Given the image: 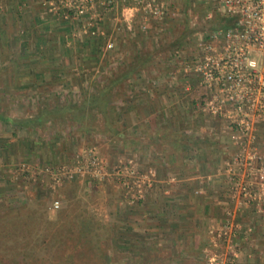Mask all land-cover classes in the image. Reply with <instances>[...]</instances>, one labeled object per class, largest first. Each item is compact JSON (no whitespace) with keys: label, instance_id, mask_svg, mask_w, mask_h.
I'll return each mask as SVG.
<instances>
[{"label":"rangeland","instance_id":"obj_1","mask_svg":"<svg viewBox=\"0 0 264 264\" xmlns=\"http://www.w3.org/2000/svg\"><path fill=\"white\" fill-rule=\"evenodd\" d=\"M82 4L83 0H0V114L5 116L0 120V204L16 198L13 206L23 210V218L36 219L33 234L37 240L44 239L48 228L60 237V224L50 222H61V213L68 214L63 222L75 221L79 209L75 206H83L99 224L114 227V243L106 246V264L219 260L215 251L195 250L203 237L197 232L218 223L219 232L211 235L212 240L228 245L230 240L220 236L227 223L239 226L237 234L246 236L257 225L264 227L255 208L235 197L225 175L226 163L237 153L228 124L213 119L197 104L205 96L197 81L191 79V91H186L187 81L172 57L177 51H196L220 18L214 15V20H207L210 10L202 0H167L170 15L163 23L150 15L133 18L131 12L109 5L106 10L97 9L96 14L103 16L101 23L91 19L94 14L78 15L75 9ZM136 66L128 82L110 93L118 108L113 128L121 136L116 139H109L111 132L104 128L85 131L75 116L55 111L69 107L79 111L92 94L108 87L110 78ZM39 117L45 121L42 126L35 123L23 129L10 121ZM95 120L102 124L94 114H88L84 122ZM165 128L183 134L176 139L172 132L167 142L153 135L160 136ZM161 143L174 163L185 159L184 169L206 165L209 154L225 157L216 172L220 179L211 175L200 181L193 203L189 196L183 198L176 180L182 171L167 175L169 169L161 166V156L156 155ZM258 143L264 152V136H259ZM2 148L6 153H1ZM94 157L102 168L92 166ZM119 170L125 176L133 171L136 177H152L153 187L145 191L142 201L128 202L125 182L116 177ZM215 191L217 197L210 198L208 193ZM220 192L228 194L225 202L218 198ZM217 200L225 219L213 224L210 201ZM192 207L200 208L202 215L197 219L190 218ZM75 223L70 228L78 232L81 221ZM177 228H183V233H176ZM42 250L38 247L39 257L44 256ZM52 250L49 260L55 253ZM145 258L149 260L143 262Z\"/></svg>","mask_w":264,"mask_h":264},{"label":"built area","instance_id":"obj_2","mask_svg":"<svg viewBox=\"0 0 264 264\" xmlns=\"http://www.w3.org/2000/svg\"><path fill=\"white\" fill-rule=\"evenodd\" d=\"M202 2L210 10L207 20H214L215 15L220 18L219 24L196 51L175 52L172 63L178 66L186 79V91H191V79L204 89L205 96L197 103L204 112L228 124L236 140L237 153L226 163L225 175L235 197L246 207L255 208L264 227V152L258 143L259 136H264V0ZM108 5L114 9L119 6L124 13L131 12L133 18L139 14L150 15L162 23L170 15L167 0H83L75 12L78 15L94 14L96 16L91 19L103 23V16L96 12L98 8L106 10ZM109 48L112 49L113 45ZM92 166L96 169L103 167L96 157ZM116 177L125 182L128 202L132 204L142 201L145 191L154 183L151 176L146 175L142 179L133 171L125 176L119 170ZM128 178L140 180L128 183ZM131 191H134L132 195ZM58 205L56 202V207ZM239 228L227 223L220 236L230 240V244ZM238 254L236 250L233 252L235 260ZM208 263L220 264L216 257L210 258Z\"/></svg>","mask_w":264,"mask_h":264},{"label":"trees","instance_id":"obj_3","mask_svg":"<svg viewBox=\"0 0 264 264\" xmlns=\"http://www.w3.org/2000/svg\"><path fill=\"white\" fill-rule=\"evenodd\" d=\"M185 36V34L182 35V37ZM124 63L127 66L130 65V67L132 65L131 62L128 63L126 60ZM137 69V66L131 69L125 68L119 75L110 78L108 87L92 94L88 104L79 109V111L72 107L55 111L58 113L62 112L61 114H72L75 116V121L85 131H89L87 129L102 131L100 129L104 128L105 132H111L109 139H116L117 136H121V132L113 128L117 124L116 115L118 108L116 104H113L110 93L118 85L126 84ZM88 114L100 117L102 124H97V119V121L89 123L84 122ZM4 117L0 114V120H4ZM10 121L17 125L19 129L35 123L41 126L45 123L42 117L25 121ZM1 151L4 154L7 149L2 148ZM93 189H95L94 192L97 191L95 187ZM86 191V193L90 192L88 188H86ZM15 200L16 198L12 199L11 202L0 204V264H24L29 259L32 260L30 264H106L109 259L108 247L106 248V246L114 243V227L99 224L86 208L77 205L75 207L79 209L75 210L77 214L74 220L76 222L78 220L81 221L78 232L70 228L76 225L75 221L63 222L66 221L68 214L64 215V213H61L63 214L60 216L61 222H49L52 225L59 223L62 235L55 237L48 228L47 232L44 233V235L47 234L44 239L40 237L37 240L35 234H33V231H36V223H34L36 219L32 216H28L27 220L24 219L23 210L13 206L16 202ZM38 247H43L44 256L39 257V254L36 253ZM52 249H54L55 253L52 259L49 260L47 255L50 251H53ZM148 260L145 258L143 262Z\"/></svg>","mask_w":264,"mask_h":264},{"label":"crops","instance_id":"obj_4","mask_svg":"<svg viewBox=\"0 0 264 264\" xmlns=\"http://www.w3.org/2000/svg\"><path fill=\"white\" fill-rule=\"evenodd\" d=\"M159 119H160V122L162 124V122L164 121V118H162L160 115ZM170 120H172V119H170ZM164 126H166V125H164ZM165 129L163 130V132L161 133L160 136L156 133L153 135L154 136L157 135L159 139H161L162 141L165 142L167 140V138L173 132V130L170 131L168 128L166 130ZM173 133H175L176 139L178 136L183 134L182 131H175ZM224 135H225V137H227L229 139L228 135H226L225 133H224ZM183 139H185V138H183ZM160 145L162 148L159 151V153L157 151L156 155L160 154V156H161V160H162L161 166L167 167L169 169V171H168L169 174L167 173V175H171L170 173H172V172L176 173V172L182 171L181 173L178 174V176H176V180L178 181L177 184H180L181 191L179 192V195H181L183 198L184 197L188 198V196H189V199H190L189 201H192V203H193V201H195V199H194L195 198V195H194L195 190H196V188H198L200 186V181H202L203 179H206V178L211 179L212 176L216 177V179H215L216 181L218 179H220L219 178L220 176H217L216 172L219 170V167L221 166L222 161H224L225 157H217V156L211 157L213 154H209L208 160L210 159V161L207 160L208 162L206 165L204 164L202 166H197L196 168H192V169H188V168L184 169L187 167V166L185 167L183 165V161H185V159L182 158L180 163L178 160V164H177V160H176V163H174L175 161L173 160L172 157H166V155H169V151L166 150V146H162V143ZM164 149H165V151H164ZM152 153L154 155L155 150H154V152L152 151ZM212 159H214V160H212ZM169 160H170V162H169ZM175 164H177V165L174 166ZM179 164H181V165H179ZM179 166H182V168L180 169ZM171 169H173V171H170ZM177 169H180V170H177ZM167 175H165V176H167ZM221 179L223 180L224 178L221 177ZM223 193H224L223 195H222V193H221V195H218V198H220V199L224 198L223 202H225L227 200L228 194H226V192H223ZM151 194H153V192ZM208 194H209V197L212 199L217 197L216 191L210 192ZM147 196L149 198V195H147ZM219 200H217V202L210 201L209 211L211 210L210 211L211 219H212L211 223H213V224L215 223L214 221H217V222L221 221L222 222L223 219H225V216L220 214L221 209H220ZM220 201L222 202V200H220ZM147 205H148V207H150L149 204H147ZM199 209H200L199 207H197L195 209H194V207H192L193 211L189 212L191 215L190 218L192 217V218L197 219L199 216H201L202 213L199 212ZM150 212H152V211H150ZM184 213L185 212H183L181 214L185 215V217H188V216H186L187 213L186 214H184ZM149 215H151V214H149ZM149 218H152V216ZM244 219L247 220L248 217H244ZM209 224L210 223H208L207 226H209ZM219 228H220V224L217 223V225H213L210 228L206 227L204 230L197 232L196 234L198 236L200 235V232H201L202 233L201 235H203V237L200 238V242L198 244H197V242L195 243V245L197 244L195 250L201 251V253H205L208 250H212V254L214 251L217 252V254H220V258H219L220 264H264V230L262 228H260V226L258 227V225H257L255 231L252 234L247 235V236L242 232L238 233V234L236 232L233 235L229 245H227V244L225 245L223 243L218 244L216 242L214 244V242L212 240L214 237H212V236H216L217 232H219ZM150 231H151V229H150ZM177 232L182 234L183 228L182 229L177 228L176 233ZM245 233H247L246 230H245ZM184 234H187V232ZM135 245H138V243ZM214 245L216 247H219V248H216ZM235 250L239 252L238 259H236V260L233 256V252Z\"/></svg>","mask_w":264,"mask_h":264}]
</instances>
